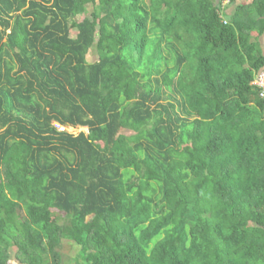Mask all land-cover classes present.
Instances as JSON below:
<instances>
[{
    "label": "trees",
    "instance_id": "16d2710c",
    "mask_svg": "<svg viewBox=\"0 0 264 264\" xmlns=\"http://www.w3.org/2000/svg\"><path fill=\"white\" fill-rule=\"evenodd\" d=\"M227 2L0 0V264H264V0Z\"/></svg>",
    "mask_w": 264,
    "mask_h": 264
},
{
    "label": "rangeland",
    "instance_id": "374dc122",
    "mask_svg": "<svg viewBox=\"0 0 264 264\" xmlns=\"http://www.w3.org/2000/svg\"><path fill=\"white\" fill-rule=\"evenodd\" d=\"M228 0H224V4L227 2ZM240 2H244V3H247V2H250V0H239ZM228 3V2H227ZM235 4V3H233ZM233 5L231 6V8L233 9ZM230 8V9H231ZM228 12H232L231 10H229ZM88 13L85 12L84 14L82 15H78L77 16V20H81L83 18V16H87ZM260 43H261V47L263 49V52H264V36H261L260 37ZM87 59L89 61H94L95 59H97V53H96V50L94 48H92L91 50H89L88 54H87ZM73 131V133H77L79 132L80 130H86L85 128L83 129H70ZM126 130H123V132H125ZM78 250H79V246L74 244V243H70V242H65L63 243V246H62V250H61V253H62V264H80V260H78V256H77V253H78ZM10 262L12 264H20V261H17V259L15 258V252L13 251L12 252V255L10 256Z\"/></svg>",
    "mask_w": 264,
    "mask_h": 264
},
{
    "label": "built area",
    "instance_id": "2783aa9c",
    "mask_svg": "<svg viewBox=\"0 0 264 264\" xmlns=\"http://www.w3.org/2000/svg\"><path fill=\"white\" fill-rule=\"evenodd\" d=\"M252 84L257 86L261 90L260 96L264 97V68L262 70H260L258 73H256L255 78L252 81ZM58 128L60 130L67 129V130L73 132L72 130H70V129H72L70 127L67 128V127L58 125Z\"/></svg>",
    "mask_w": 264,
    "mask_h": 264
},
{
    "label": "crops",
    "instance_id": "0c3cea01",
    "mask_svg": "<svg viewBox=\"0 0 264 264\" xmlns=\"http://www.w3.org/2000/svg\"><path fill=\"white\" fill-rule=\"evenodd\" d=\"M230 8H231V6H230V7H228V8H227V10H228V11H229V10H231V11H232L233 9H232V8L230 9ZM229 13H230V12H229Z\"/></svg>",
    "mask_w": 264,
    "mask_h": 264
}]
</instances>
